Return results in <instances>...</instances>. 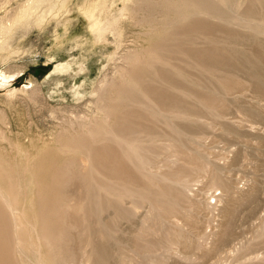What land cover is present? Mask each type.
Returning a JSON list of instances; mask_svg holds the SVG:
<instances>
[{"label": "rangeland", "instance_id": "obj_1", "mask_svg": "<svg viewBox=\"0 0 264 264\" xmlns=\"http://www.w3.org/2000/svg\"><path fill=\"white\" fill-rule=\"evenodd\" d=\"M46 1L0 46V264H264V0Z\"/></svg>", "mask_w": 264, "mask_h": 264}, {"label": "bare ground", "instance_id": "obj_2", "mask_svg": "<svg viewBox=\"0 0 264 264\" xmlns=\"http://www.w3.org/2000/svg\"><path fill=\"white\" fill-rule=\"evenodd\" d=\"M46 0H29V2L26 4V5H24V6H22L18 11H17V13H16V15H15V17L13 18V19H10L11 21L9 22V23H6V24H4L3 23V25L0 27L1 28V31H2V33H0L1 34V36H0V46H2L3 47V45H4V43H5V38H6V36H8L11 32H12V29L14 28L15 29V26L17 25V24H19L20 25V23H22V22H25V21H29V19L31 18V17H34L33 15H34V13H36V10H39L38 8H40L41 6H42V3L43 2H45ZM47 2V1H46ZM191 5V4H190ZM40 11V10H39ZM38 11V12H39ZM124 12V11H123ZM40 14V13H39ZM85 16H86V18H88L90 21H92V24L90 25V29L92 28L94 31H92V33L93 32H95V31H97V32H102L104 29H106L105 28V25L100 21V20H102V19H100V20H98V19H96L95 18V15H94V11H93V9H91V10H87L85 13ZM42 15H46V13L45 14H43L42 13ZM126 15V14H125ZM39 16V15H38ZM40 16H41V14H40ZM37 17V16H36ZM114 17V16H113ZM8 18V17H7ZM38 18V17H37ZM36 18V19H37ZM43 18V17H42ZM116 20V19H115ZM39 21V20H38ZM41 21V20H40ZM107 21H109V20H106V22ZM108 23V22H107ZM111 25H113V24H111ZM20 26H22V25H20ZM17 28H18V26H17ZM91 29V30H92ZM108 30H110V29H108ZM14 32V31H13ZM105 32V31H104ZM104 35V33H101V35ZM100 35V36H101ZM10 36V35H9ZM8 36V37H9ZM96 36V35H95ZM98 37H99V34L97 35ZM13 38V37H12ZM7 39V38H6ZM8 44V43H7ZM6 44V46H8ZM5 48V47H4ZM150 57H151V55H150ZM134 57H132V59H133ZM157 59H159L158 57H156ZM155 58V59H156ZM136 60V61H135ZM134 61L137 63L138 61H139V59H135ZM141 60V59H140ZM141 62V61H140ZM139 63V62H138ZM134 64V63H133ZM136 65V64H135ZM138 65V64H137ZM120 70H122V69H120ZM123 71V70H122ZM122 71H120L119 73L121 74V72ZM128 72V71H127ZM123 75H124V73H122ZM126 74V73H125ZM1 75H2V78H4V81L6 82V80L5 79H7V75H5V73H1ZM0 75V76H1ZM127 75V74H126ZM121 77H122V75H121ZM3 82V81H2ZM7 86H8V84H6ZM6 85L4 84V86L6 87ZM3 85H1V87H2ZM0 87V88H1ZM102 98V97H101ZM100 98V99H101ZM150 105V104H149ZM101 108V107H100ZM103 109H107V108H104V107H102ZM103 109H100V111L101 110H103ZM106 112V110L105 111H103V113H105ZM108 114H110V113H108ZM107 113L106 114H104V115H108ZM105 116V117H106ZM110 116H112V113H111V115H108V117H110ZM107 117V118H108ZM98 118V116L95 118V119H97ZM99 119V118H98ZM109 119V118H108ZM107 119V120H108ZM94 121H96V120H94ZM99 123V122H98ZM88 130V129H87ZM88 132H89V130H88ZM114 134V133H113ZM112 136H114V135H112ZM114 138V137H113ZM135 140V139H134ZM136 141V140H135ZM135 145V143H131V145L132 146H134ZM127 145V144H126ZM129 146V147H128ZM136 146H137V144H136ZM128 147V148H127ZM130 145H127L126 146V149H127V151H129L128 149H130ZM135 147V146H134ZM134 147H133V149H134ZM138 147V146H137ZM137 147H135V151H133L132 149V151H129V153H131L132 152V156H133V154L135 153V155L134 156H136L135 158H133V159H135L136 161H137V158H138V154H136V153H138L139 151H137L138 149H137ZM137 149V150H136ZM126 151V152H127ZM125 152V153H126ZM127 154V157H128V152L126 153ZM130 156V155H129ZM133 156V157H134ZM128 160H130V159H128ZM131 161V160H130ZM134 161V160H133ZM132 161V162H133ZM140 162V161H139ZM135 163V162H134ZM137 163V162H136ZM61 170V169H60ZM97 171V170H96ZM175 174V173H174ZM178 175V174H177ZM160 178H162V179H164V180H162V179H160V181H167V178H169V177H166V179H165V176H163V177H160ZM171 178V177H170ZM168 179V182L167 183H170L172 180H173V178H171V179ZM113 180V179H112ZM171 180V181H170ZM176 180V179H175ZM120 182H122V181H120ZM119 182V183H120ZM173 182V181H172ZM166 183V182H165ZM5 192V191H4ZM1 195V194H0ZM1 197H2V199L0 198V200H3V203L7 206V208H8V211H9V213H11V217H12V219H13V225L15 226V227H19L20 226V221H19V216H18V214L15 212V210L11 207V205L9 204V201H8V199L6 198V196L5 195H1ZM166 202V201H165ZM38 205V204H37ZM39 206V205H38ZM39 209V208H38ZM9 218H10V216H8ZM36 217V216H35ZM8 218V219H9ZM32 219H33V217H32ZM10 220V219H9ZM8 220V221H9ZM39 220V219H38ZM42 223V222H41ZM22 225H23V223H21ZM11 225V224H10ZM32 225V224H31ZM33 227V226H32ZM41 227V226H40ZM10 228H11V226H10ZM20 228V227H19ZM26 228V227H25ZM34 228V227H33ZM12 229V228H11ZM11 229H10V231H11ZM35 229V228H34ZM47 230V229H46ZM35 233H36V231H35ZM41 232H39V234H40ZM16 235V234H15ZM18 235V234H17ZM44 236L46 235V234H43ZM54 235V234H53ZM57 235V234H56ZM39 237H41V235L39 236ZM21 237L20 236H18L17 237V239L19 240ZM45 239V238H44ZM49 239V238H48ZM47 239V240H48ZM12 240H13V237H12ZM22 241V240H21ZM39 241V240H38ZM23 242V241H22ZM24 242H25V240H24ZM27 242V241H26ZM51 242V241H50ZM13 243V242H12ZM33 243H34V241H33ZM54 243H56V242H54ZM16 244H19V242H16ZM35 244V243H34ZM33 244V245H34ZM51 244V243H50ZM36 245V244H35ZM17 246V245H16ZM23 247V246H22ZM13 248V247H12ZM42 248V247H41ZM14 249V248H13ZM13 249H12V251H13ZM39 249V248H38ZM11 251V252H12ZM37 252V251H36ZM2 253V252H1ZM12 255H14V254H12ZM20 257V256H19ZM92 257V256H91ZM26 258V257H25ZM29 260V259H28ZM17 261V260H16Z\"/></svg>", "mask_w": 264, "mask_h": 264}]
</instances>
